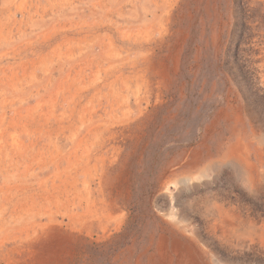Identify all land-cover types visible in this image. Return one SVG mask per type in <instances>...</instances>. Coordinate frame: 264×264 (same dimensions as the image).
<instances>
[{
	"label": "rangeland",
	"instance_id": "rangeland-1",
	"mask_svg": "<svg viewBox=\"0 0 264 264\" xmlns=\"http://www.w3.org/2000/svg\"><path fill=\"white\" fill-rule=\"evenodd\" d=\"M0 264H264V0H0Z\"/></svg>",
	"mask_w": 264,
	"mask_h": 264
}]
</instances>
